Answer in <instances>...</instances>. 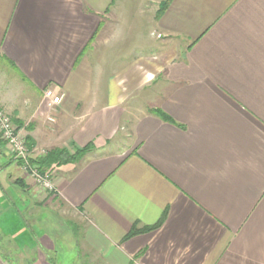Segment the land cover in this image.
<instances>
[{"label":"crops","instance_id":"obj_1","mask_svg":"<svg viewBox=\"0 0 264 264\" xmlns=\"http://www.w3.org/2000/svg\"><path fill=\"white\" fill-rule=\"evenodd\" d=\"M133 11L0 0V106L31 158L90 148L47 192L0 136L1 264H264V0H173L143 32Z\"/></svg>","mask_w":264,"mask_h":264},{"label":"built area","instance_id":"obj_2","mask_svg":"<svg viewBox=\"0 0 264 264\" xmlns=\"http://www.w3.org/2000/svg\"><path fill=\"white\" fill-rule=\"evenodd\" d=\"M65 94L56 92L53 88H46L43 91V98L51 108L61 104ZM49 120H53L49 117ZM0 136L6 143L8 150L13 158L22 164L24 170L34 181L47 190H54L50 174H42L37 164L31 162V151L27 143V138L22 128L15 120L0 106Z\"/></svg>","mask_w":264,"mask_h":264},{"label":"rangeland","instance_id":"obj_3","mask_svg":"<svg viewBox=\"0 0 264 264\" xmlns=\"http://www.w3.org/2000/svg\"><path fill=\"white\" fill-rule=\"evenodd\" d=\"M120 1H122L123 3H125L127 5V8H131L132 9V8L135 7V11H133L132 15L134 14V19L135 20L138 19L139 21L142 22V23L139 22L140 25L141 24L144 25V26L143 25L140 26L142 28V32H143V30H145V28H143V27H145L146 24H153L154 23V17H155V15L158 14L159 9L162 6V3L164 2V0H120ZM137 9H138V11H136ZM128 14H129V16H131V12L129 10H128ZM129 16H128V18H129ZM121 20H122V17L119 18V22ZM144 33H145V31H144ZM135 34H136V32H135ZM148 34H149L148 35L149 36L148 38L151 41L156 40L155 39V36H156V38H158V40L162 39L161 38V35L159 34V32H156L155 30H148ZM2 72H4L5 74H3ZM5 75L9 76L10 78H13V77L16 76L14 69H12V67L7 62H5L4 60L0 59V78L3 77V76H5ZM12 82H13V80L11 81V83ZM23 133H24V131H23ZM27 143H28V139H27ZM28 146H29V144H28ZM45 155H46V153H45ZM45 155L43 157H45ZM42 170H39L40 173L45 174L46 172H44ZM50 173L53 176L55 174L54 169ZM39 187H41L43 190H46L47 192L48 191H54V190L44 189L40 185H39ZM58 212L59 211L56 210L53 213L52 206H47L45 208V211H44V213L47 214V216H48L47 218L48 219H52L53 220V219H55L56 216L61 217L59 219V225H60V227L69 228L70 234H73L74 228L72 226V224H73L72 221L69 220L70 218L68 216H66V215L59 216V215H57ZM53 223L55 225L57 224V222H54V221H53ZM13 224L14 223H12V225ZM58 243H59V241H58ZM60 243H62L61 240H60ZM63 247H64L65 251L68 250L67 247H66V245H63ZM5 255H6V252L5 253L3 252L2 248H1V242H0V258L3 259L5 257Z\"/></svg>","mask_w":264,"mask_h":264},{"label":"trees","instance_id":"obj_4","mask_svg":"<svg viewBox=\"0 0 264 264\" xmlns=\"http://www.w3.org/2000/svg\"><path fill=\"white\" fill-rule=\"evenodd\" d=\"M173 0H164L162 3V6L160 7L157 16L160 17L164 11L169 7ZM20 126V125H19ZM29 139V138H28ZM30 141V140H29ZM90 148H84L76 154H70L66 150H53L50 153H48L45 157H38V158H31V162L34 164H37L39 167V170L46 169V167L50 166L52 162L54 161H60V163H66L68 161H71L73 159H78V157H82ZM158 225L153 226H143L138 227L137 225H134L131 232L127 235V238L133 235H137L139 233H143L146 231L153 230ZM1 264V263H0Z\"/></svg>","mask_w":264,"mask_h":264}]
</instances>
